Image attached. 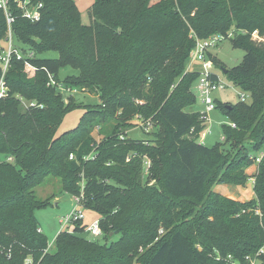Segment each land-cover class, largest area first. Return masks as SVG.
<instances>
[{
	"label": "trees",
	"instance_id": "16d2710c",
	"mask_svg": "<svg viewBox=\"0 0 264 264\" xmlns=\"http://www.w3.org/2000/svg\"><path fill=\"white\" fill-rule=\"evenodd\" d=\"M40 1L38 22L13 25L35 70L13 57L0 99V264H232L228 256L246 264L264 244V0H95L87 26L73 0ZM5 34L0 11V41ZM215 35L245 51L222 73L250 102L215 101L235 127L222 125L223 143L207 147L197 141L204 129L198 112L185 111L196 103L199 77L188 64L195 39ZM46 52L58 57L38 58ZM65 68L77 75L60 82ZM47 74L100 101L57 137L77 104L65 103ZM19 98L43 108L25 109ZM110 121L108 134L95 140L92 131ZM138 121L154 132L127 139ZM253 165L256 173L247 175ZM49 177L73 197L82 189V207L97 214L100 237H85L88 224L78 221L48 250L34 211L49 202L34 189ZM251 178L249 201L212 191L244 187ZM115 234L118 241L106 243Z\"/></svg>",
	"mask_w": 264,
	"mask_h": 264
},
{
	"label": "rangeland",
	"instance_id": "374dc122",
	"mask_svg": "<svg viewBox=\"0 0 264 264\" xmlns=\"http://www.w3.org/2000/svg\"><path fill=\"white\" fill-rule=\"evenodd\" d=\"M76 4V7L80 13V21L81 24L87 26L90 24V17H89V8L94 3L95 0H73ZM252 39L258 40L257 36H253ZM14 44L18 49L27 50V47L18 43L16 39L14 40ZM0 46L3 47L4 43L0 41ZM245 55V51L241 48H235L231 45L228 38H224L222 40L217 41L213 46L208 48L206 59L205 61L212 63L211 71L220 76L221 81L225 85V89L218 90L214 92L211 97L213 100L217 101L220 104L230 103L232 105L237 104L240 102V93L243 91L240 88L234 87L229 80L223 75L222 69L229 70L233 67H236L242 61V58ZM58 54L56 52H46L41 55H38L40 59H56ZM213 59L217 62L213 63ZM191 66L192 70H202V65L200 62H190L188 67ZM77 75V72L71 68H65L61 70L58 74V80L61 82L67 76ZM196 83L192 87V92L196 98V103L185 109L188 113H193L198 110L202 111L203 107L200 104L197 96V91L195 89ZM64 102L67 103L69 99H72L76 102L77 107L68 111L60 124L56 129L55 136H59L64 132L70 131L74 129L77 124L79 123L81 117L83 116L84 112L86 111L85 107L87 106H96L100 104L98 96L87 90H77V93H63L62 94ZM28 101H21V106L25 108V103ZM250 99H246V103H249ZM26 109V108H25ZM199 111V112H200ZM208 120L204 125L203 131L200 133L199 141H202L207 147H212L217 144H222V125H230L229 119L223 113L220 107H217L214 111L208 114ZM137 126L132 128L131 130L125 131L126 134L124 136L127 139H138L142 140L154 130H151L150 125L146 126L145 124L140 123L139 121L136 122ZM113 122L110 121L107 125L103 126L102 128L96 127L92 131V136L97 141H101L110 131V128L113 126ZM144 128L147 129L144 130ZM154 129V128H153ZM156 131V129H155ZM150 132V133H149ZM149 133V134H148ZM186 139H192V135H186ZM200 138H202L200 140ZM227 148V146H223L222 149ZM1 158V155H0ZM256 166L253 165L246 170L247 175H252L255 173ZM146 177V176H145ZM144 177V178H145ZM152 184V182L150 183ZM252 181L249 179L244 187L231 185V184H222V185H215L212 187V191L219 193L220 195L234 200V201H249L253 198L252 192ZM34 193L37 199L41 201L48 200V204L46 207L37 209L34 211V215L37 219L38 226L44 230V236L46 237L48 243V250L50 252L53 251V241L55 239V233L57 230L59 231H72L74 228V224H69L66 226L62 224V221L71 214L73 210L81 209L84 216V222L88 223L91 222L90 216H94V218H98L97 214L91 210L85 209L83 207H78L74 203L73 196L69 193H66L62 190L60 181L56 178L49 177L45 180V182L34 189ZM61 222V223H60ZM57 236V235H56ZM85 237L89 239H93L89 233L84 234ZM120 236L118 234L113 235L110 237L106 243L110 244L113 242L118 241ZM100 242L103 241L100 238ZM31 260H25L24 264H30ZM32 264V263H31Z\"/></svg>",
	"mask_w": 264,
	"mask_h": 264
},
{
	"label": "built area",
	"instance_id": "2783aa9c",
	"mask_svg": "<svg viewBox=\"0 0 264 264\" xmlns=\"http://www.w3.org/2000/svg\"><path fill=\"white\" fill-rule=\"evenodd\" d=\"M44 4L40 0H0V11L4 17L6 23V34L2 42L4 46H0V99H4L7 96V88L5 86L4 77L10 66L12 58H16L18 61H22L25 66L29 69L35 70V68L30 64L29 60L33 58V54L29 51L23 52V50L18 49L15 44V36L13 31V25L17 20H24L29 23H36L41 19L42 11ZM231 34L228 35L230 37ZM255 36V34H254ZM224 39L222 36H211L207 39L199 40L195 39V46L190 55V62H200L202 65V70L199 71V77L196 81L195 89L197 91V96L200 104L203 107V110L198 112L199 120L201 124L205 125L208 120V114L215 110V100L212 99L211 95L218 90L225 89L224 83L221 81L219 75L213 73L212 63L205 61L208 48L213 46L217 41ZM48 86L56 88V90L62 95L63 93H77L78 89L65 87L63 84L57 82L53 75L47 74ZM240 102H246V99H250V96L247 93H240ZM20 101H23L19 98ZM25 108H39L42 109V105L36 104L34 101L26 102ZM144 124V123H142ZM146 126L150 124L145 123ZM232 128L235 127L234 124H230ZM144 130L147 131L146 128ZM190 132H193L191 129ZM120 139H123L120 136ZM202 138H200L201 140ZM202 144V141H199ZM263 156V153H260L254 159V163L258 164ZM93 154H90L85 160L93 159ZM69 159H73V156L70 155ZM129 160V157L126 161ZM150 163L149 160L144 161V171L147 172L149 169ZM254 180L252 179V183ZM82 188V186H81ZM80 194L74 196V203L78 207H82V189ZM84 216L82 210L79 208L73 210L70 215H68L63 221L62 224L68 226L69 224H74L78 221H83ZM61 223V222H60ZM40 232V229H38ZM86 232L89 233L92 238H98L101 236V230L99 227V221L95 220L90 225H88ZM264 257V244L262 247L251 257H245L246 264H261L260 258ZM227 262H232L231 257H227ZM31 264V263H30Z\"/></svg>",
	"mask_w": 264,
	"mask_h": 264
},
{
	"label": "crops",
	"instance_id": "0c3cea01",
	"mask_svg": "<svg viewBox=\"0 0 264 264\" xmlns=\"http://www.w3.org/2000/svg\"><path fill=\"white\" fill-rule=\"evenodd\" d=\"M188 70H189V71H192V72H199V71H200V70H192V69H191V66L188 67ZM199 111H200V110L196 111V113L199 112ZM193 113H195V112H193ZM254 172L256 173V170H255ZM253 174H254V173H253ZM251 181H252V178H251ZM84 219H85V218H84ZM84 219H83V223H84V224H88V225H90L93 221L98 220L97 218H94V216H90V220H91V222L85 223V222H84ZM39 229H40V232H41L42 234H44V230H43L42 228H40V227H39ZM59 232H61V231H59V230L56 231V233H55V237H56V235H57Z\"/></svg>",
	"mask_w": 264,
	"mask_h": 264
},
{
	"label": "water",
	"instance_id": "95a60500",
	"mask_svg": "<svg viewBox=\"0 0 264 264\" xmlns=\"http://www.w3.org/2000/svg\"><path fill=\"white\" fill-rule=\"evenodd\" d=\"M225 72H226V71L224 70V74H225Z\"/></svg>",
	"mask_w": 264,
	"mask_h": 264
}]
</instances>
